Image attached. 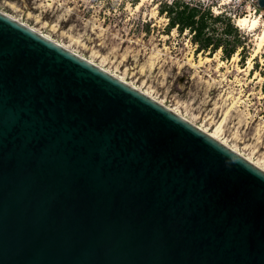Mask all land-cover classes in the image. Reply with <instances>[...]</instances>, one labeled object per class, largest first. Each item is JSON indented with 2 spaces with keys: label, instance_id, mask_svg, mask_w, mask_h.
Returning a JSON list of instances; mask_svg holds the SVG:
<instances>
[{
  "label": "water",
  "instance_id": "obj_1",
  "mask_svg": "<svg viewBox=\"0 0 264 264\" xmlns=\"http://www.w3.org/2000/svg\"><path fill=\"white\" fill-rule=\"evenodd\" d=\"M0 264H264V170L0 11Z\"/></svg>",
  "mask_w": 264,
  "mask_h": 264
},
{
  "label": "rangeland",
  "instance_id": "obj_2",
  "mask_svg": "<svg viewBox=\"0 0 264 264\" xmlns=\"http://www.w3.org/2000/svg\"><path fill=\"white\" fill-rule=\"evenodd\" d=\"M141 2L0 0V11L148 92L196 126L218 132L222 141L264 168L263 50L248 67L264 9L261 25L243 30L236 23L248 15L247 0H146L138 8ZM175 2L223 11L220 16L231 18L237 28L238 51L227 58L223 48L201 50L190 30L169 29L162 9ZM221 28L212 25L214 39ZM227 43L231 48L235 39L230 36Z\"/></svg>",
  "mask_w": 264,
  "mask_h": 264
},
{
  "label": "trees",
  "instance_id": "obj_3",
  "mask_svg": "<svg viewBox=\"0 0 264 264\" xmlns=\"http://www.w3.org/2000/svg\"><path fill=\"white\" fill-rule=\"evenodd\" d=\"M162 12L168 15L170 20L169 29L176 28L180 32L188 29L193 32V40L200 45L201 50L212 48L215 51L223 48L227 58L238 51V31L234 27L231 18L214 17L211 9L203 10L202 7L179 2L166 5ZM214 24L222 25L218 39H214L212 36V25ZM230 36L235 39L234 46L231 48L227 46V39ZM241 47L243 48V46Z\"/></svg>",
  "mask_w": 264,
  "mask_h": 264
},
{
  "label": "bare ground",
  "instance_id": "obj_4",
  "mask_svg": "<svg viewBox=\"0 0 264 264\" xmlns=\"http://www.w3.org/2000/svg\"><path fill=\"white\" fill-rule=\"evenodd\" d=\"M142 2L138 5V8L141 7L142 3H144L146 0H141ZM11 17V16H10ZM19 21V20H18ZM22 23V22H21ZM259 25H261V18L260 17H254V18H250V17H242V18H239L238 21H237V26L240 27L241 29H251V30H255L259 27ZM30 27V26H29ZM36 31V30H35ZM37 32V31H36ZM39 33V32H38ZM41 34V33H40ZM43 35V34H42ZM44 37L52 40V38L48 37V36H45L43 35ZM55 42V40H52ZM57 43V42H56ZM59 44V43H58ZM61 45V44H59ZM62 47L66 48L65 46L61 45ZM67 49V48H66ZM69 50V49H68ZM263 50L264 52V25L262 27V30H261V33H259V36H258V39H257V45H256V50L253 54V57L251 58L250 61H248L249 63V69H251L253 67V63H252V60ZM74 53V52H73ZM81 57V56H80ZM238 57V55H237ZM236 55L234 56V60H236ZM83 58V57H82ZM85 59V58H84ZM238 59V58H237ZM87 60V59H86ZM91 62V60H90ZM238 62V61H237ZM94 64V62H91ZM223 64V63H221ZM96 65V64H95ZM101 68V66H98ZM103 69V68H102ZM105 70V69H103ZM239 70V69H238ZM248 70V69H247ZM106 72L112 74V72L108 71V70H105ZM113 76H115V74H112ZM117 77L118 79L126 82L127 84H129L130 86L136 88L137 90L141 91L140 88L128 83L126 80H124L123 78L119 77V76H115ZM143 92V91H141ZM144 94L148 95L149 97L153 98L152 95H150L148 92H143ZM154 100H156L155 98H153ZM158 101V100H156ZM159 102V101H158ZM160 103V102H159ZM162 104V103H161ZM164 105V104H162ZM165 106V105H164ZM168 108V107H167ZM170 110H172L173 112L177 113L178 115H180L181 117L185 118L183 115H181L179 112H177L176 110L172 109V108H169ZM186 120H188L189 122H191L193 124V122L187 118H185ZM195 125V124H194ZM198 127V126H197ZM200 128L201 130H203L204 132L208 133L211 137H213L214 139H217L218 141H220L221 143H223L224 145H226L227 147H229L230 149H232L233 151H235L236 153L240 154L238 151H236L234 148L230 147L228 144H226L224 141H222L219 137H218V132H215L214 134L211 133V132H208L206 129L204 128H201V127H198ZM242 155L243 157H245L243 154H240ZM247 160H249L250 162H252V160H250L249 158L245 157ZM253 163V162H252ZM254 165H256L257 167L261 168L262 170H264V168H262L261 166H258V164H255L253 163Z\"/></svg>",
  "mask_w": 264,
  "mask_h": 264
},
{
  "label": "built area",
  "instance_id": "obj_5",
  "mask_svg": "<svg viewBox=\"0 0 264 264\" xmlns=\"http://www.w3.org/2000/svg\"><path fill=\"white\" fill-rule=\"evenodd\" d=\"M247 1H248V5H247L248 15H245V17H256L257 15H258V17H262V14L259 13L261 8L259 6L258 0H247ZM212 13H213L214 17H219L221 14H223V11L218 12L217 7H214L212 9ZM233 17H237V15H235ZM238 17H242V16L239 15Z\"/></svg>",
  "mask_w": 264,
  "mask_h": 264
}]
</instances>
